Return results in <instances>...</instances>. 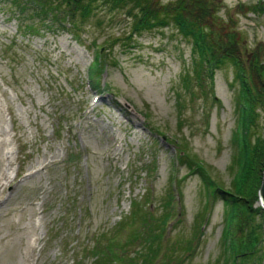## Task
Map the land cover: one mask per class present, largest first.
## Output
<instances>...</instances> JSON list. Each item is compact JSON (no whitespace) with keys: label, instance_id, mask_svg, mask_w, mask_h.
<instances>
[{"label":"rangeland","instance_id":"rangeland-1","mask_svg":"<svg viewBox=\"0 0 264 264\" xmlns=\"http://www.w3.org/2000/svg\"><path fill=\"white\" fill-rule=\"evenodd\" d=\"M259 2L224 0L219 12L235 22L237 53L249 71L252 60L264 67V10L249 11ZM96 13L79 45L67 24H42L34 7L0 0V172L10 177L0 194V264H93L88 249L133 202L160 217L170 196L169 242L193 240L178 264H226L223 201L207 200L192 168L201 162L230 186L231 143L241 123L236 68H217L212 88L206 77L200 84L191 78L185 92L180 79L194 75L193 56L176 29L131 41L123 10ZM29 24L42 30L21 31ZM256 113L253 132L263 133L264 105ZM170 140L188 152L191 169L178 163ZM254 207L264 224L260 199Z\"/></svg>","mask_w":264,"mask_h":264},{"label":"trees","instance_id":"trees-1","mask_svg":"<svg viewBox=\"0 0 264 264\" xmlns=\"http://www.w3.org/2000/svg\"><path fill=\"white\" fill-rule=\"evenodd\" d=\"M223 1L175 0L162 4L155 0H11V5L22 11L28 6L34 7V16L40 18L42 24H67L69 27L66 30L79 45L82 43V28L97 17L96 11L103 9L125 12L130 26L128 40L131 41L134 36H139L144 31L172 26L191 44L194 75H183L180 79L183 90L188 93L191 91V78H195L200 84L203 77H206L209 88H212L215 70L225 63H232L241 85L238 104L241 123L233 132L231 143L237 153L232 157L229 167L233 177L230 186L225 188L219 184L201 162L192 168V159L188 152L171 140L169 143L175 144L173 147L179 164L186 163L188 169L200 171L207 200L223 201L222 241L230 259L226 264H264V226L257 220V215H260L262 210L254 207L259 199L264 176V132L254 133L252 124L255 122L249 119L252 117L254 120L256 110L264 105V67L260 65L259 68V62H255L256 65L253 66L252 60L250 71L246 70L245 59L237 53L239 32L235 29V22L231 15H227L228 21L220 17ZM259 4L260 6L249 7V11H263V1L260 0ZM20 28H23L21 31L29 33L42 30L32 24L21 25ZM100 51L101 49L94 60V69L98 76L102 73L105 63ZM255 72L260 81L253 77ZM191 94L193 95V92ZM244 121H248L250 126L246 127ZM173 199L170 196L165 200L160 217L153 216L150 209L139 203L141 201L133 202L129 215L88 249L90 255L95 258L93 264L182 263L183 258L179 253L187 251L193 240L185 242L180 238L169 242L168 234L171 230L168 232L167 221L173 212L170 202ZM123 232H127V236L123 237ZM194 239L197 243L200 237ZM165 241L167 244L163 246Z\"/></svg>","mask_w":264,"mask_h":264},{"label":"bare ground","instance_id":"bare-ground-1","mask_svg":"<svg viewBox=\"0 0 264 264\" xmlns=\"http://www.w3.org/2000/svg\"><path fill=\"white\" fill-rule=\"evenodd\" d=\"M10 177H8L7 175H5L4 172H0V194L2 192L3 186H4V182H7L9 180Z\"/></svg>","mask_w":264,"mask_h":264},{"label":"water","instance_id":"water-1","mask_svg":"<svg viewBox=\"0 0 264 264\" xmlns=\"http://www.w3.org/2000/svg\"><path fill=\"white\" fill-rule=\"evenodd\" d=\"M259 199H260V202L262 203V209H264V176H263L262 183H261Z\"/></svg>","mask_w":264,"mask_h":264}]
</instances>
